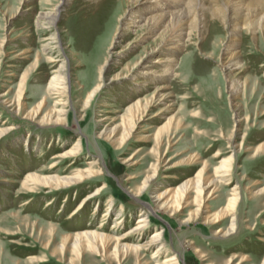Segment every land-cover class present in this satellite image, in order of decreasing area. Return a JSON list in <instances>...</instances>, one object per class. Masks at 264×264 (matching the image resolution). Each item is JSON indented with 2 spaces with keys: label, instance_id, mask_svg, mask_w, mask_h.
<instances>
[{
  "label": "rangeland",
  "instance_id": "1",
  "mask_svg": "<svg viewBox=\"0 0 264 264\" xmlns=\"http://www.w3.org/2000/svg\"><path fill=\"white\" fill-rule=\"evenodd\" d=\"M118 1L125 2L110 0L102 5L107 3L110 10L117 7ZM56 3V0H0V95L5 94L11 102L6 105L0 98L3 105L0 104V128L14 126L0 138V264H135L137 259L132 252L121 256L119 261L113 255L106 256L95 249H84L78 254L72 248L73 240H65L64 235L102 224L104 230H108L117 222L121 223L117 232L123 234L136 223L140 213H146L150 220L145 229L147 237L155 229L161 230L160 242L165 253L157 261L175 254L179 264H200L192 252V248L197 247L205 255L206 262L212 264H226L228 261L229 264H263L264 241H257L255 235L264 236V192L256 193L264 186V153H251L257 145L264 143V29H257L254 34L241 29L239 34L236 47L239 66L232 70V77L241 85L233 101L238 105V122L232 115L223 69L227 58L225 46L230 43V36L222 19L211 16L210 5L206 1L204 13L200 12L203 14L201 23L175 54L172 74L164 81L168 86L163 100L137 124L134 134L125 144H112L98 137L100 126L97 118L104 114L110 117L105 124L110 123V127L118 125L124 109L138 98L149 97L161 81L148 83L149 86L142 87L138 94L135 85L141 83L142 77L133 79L135 83L122 76L114 82L110 79L117 73L125 74L127 68L150 49L159 31L144 39L143 31L150 13L145 16L139 14L143 10L140 7L137 12L130 10L126 13V16L133 15L137 25L125 34L119 29L112 49L108 51L112 56L113 52L127 47L122 52V60L112 65L115 57L109 59L111 66L105 73L106 80L101 90L92 99L88 112L82 111L81 105L90 88L85 84L94 82L97 59L102 58L98 46L103 36L91 27L83 36H77L70 32L69 27L72 29L79 25L78 22L84 18L88 21L91 17L88 15L96 12L97 7L88 6L86 0H69L64 14L57 21L56 30L38 18L40 13L50 12ZM102 7L99 11L104 9ZM151 14L157 13L154 10ZM53 40L63 43L59 51ZM44 46L52 56L64 58L67 72L71 71L66 97L64 94L60 97L51 94L42 112L52 108L57 98L67 100L64 124L38 125L37 121L24 118L23 114L18 115L12 109L21 90L19 83L22 77L25 76L26 108H31L38 101L37 97L44 93L58 64L53 66L54 63L49 62ZM152 67L157 68V64ZM169 118L176 122L168 127ZM164 125L162 143L157 146L155 134ZM77 138L81 145L73 163L72 158L57 157ZM192 152L197 154V162L181 163ZM215 152L220 154L214 157ZM130 156L139 164L128 166L122 162ZM159 158L161 163L155 186H168L170 179L175 180L171 184L175 185L193 178L203 161H207L208 171L212 174L218 161L228 158L227 166L231 171L219 184L210 209L213 211L223 205L230 189L237 186L240 195L234 233L226 237L213 236L202 221L180 225L179 221L185 219L189 209L196 205L191 204L178 217L168 219L149 201L151 191L141 197L133 196L130 191L141 183ZM90 159L100 161L102 174L77 186L59 190L30 182L31 189L21 186L27 172L70 174L85 168ZM54 160H58L56 167L48 170ZM167 162L175 163V166L166 169ZM168 174L172 175L171 178ZM134 175L139 178H132ZM99 186L102 191L95 197V202L91 201L72 215L82 198ZM108 201L112 204L111 212L104 216ZM120 211L122 217L119 221ZM227 225L228 220H224L219 227ZM151 254V249L145 251L140 256V264L151 261L148 259ZM243 254H247L249 259L239 263Z\"/></svg>",
  "mask_w": 264,
  "mask_h": 264
},
{
  "label": "bare ground",
  "instance_id": "2",
  "mask_svg": "<svg viewBox=\"0 0 264 264\" xmlns=\"http://www.w3.org/2000/svg\"><path fill=\"white\" fill-rule=\"evenodd\" d=\"M108 1L86 0L87 5L92 6L93 9L94 7H97V11L88 15L91 16L88 21H86L87 18H84L79 22L77 21L79 25L73 26L72 29L69 27L70 32H73V34L77 36L79 34H82L83 36L85 32H89L90 27L93 28V31H100L99 36H103L100 45L98 46L101 48L98 50L100 53L99 56H102V58L100 57V59H97V73L94 82L85 84L86 87L90 88L87 90L86 97L80 110L88 112L87 109L92 99L101 90V87L106 80L105 73L109 71L111 66L109 64V59L111 57H115L112 65L122 60V56L124 55L122 52H124L127 47L113 52L112 56L108 53V51L112 49L113 40L119 29L123 34H125L131 31V27H135L137 25V21L133 15L130 16L129 14V16H126V13L130 12V10L136 11L139 7L143 9L142 12L139 11V14L142 13L145 16L150 13L146 18L147 23H145L146 27L143 31L144 35L142 37L144 39L151 38V36L155 35V32H159L154 37V40H152L150 49L146 50L141 56H139L135 63L133 62L134 64L131 67L127 66L128 68L125 74L117 73L112 76L110 81L114 82L122 76L127 77L134 82L133 79L137 76L142 77L140 81L141 83L135 85L136 90H139L137 91L138 94L142 87L149 86L148 83H152L153 81H161V83L159 82V84L156 85V88L149 97L146 96L144 98H138L131 105H128V107L124 109L125 111L121 116L120 123L118 125L110 127V123L105 124L110 117H107L104 114L99 116L97 118V125L100 126L98 137H102L112 144H125L134 134L137 124L144 120V117L148 115V113L152 110V107L156 106V104H160L161 100H163V96H165V89H167L168 86L164 81L167 79V76L172 74L173 71L171 67L172 63L176 60L175 54L184 46L185 42H187L195 27L197 28V26L201 23L203 14L200 12L203 11L204 13L206 1H208V4L210 5L209 12L211 16L222 19L230 36V43L225 46L224 54H226L225 57L227 58L223 64V69L227 81L229 97L231 99L230 101L232 102V115L236 117L237 122L239 121V119H237L238 105L233 104V101L237 98L241 88L239 81L232 77V70L237 69L239 66L236 47L240 39L239 34L241 29H247L253 34L257 29H264V0H124L126 4H124L125 2L121 3L118 1L117 7L114 9L110 7V10L107 3L106 6L102 5ZM56 2L57 3L53 6L50 12H42L39 14L38 18L43 24L49 25V27L52 26L58 30L57 21L64 14L65 6L69 0H56ZM101 7L104 9L99 11ZM154 10L157 13L155 15L151 14ZM197 11H199V14H197ZM52 38L56 39V37ZM53 41L56 43V48L59 51L61 47H63V43L59 40ZM105 48L107 51L106 54H104ZM101 50H103L102 54ZM44 52L46 53L49 62L52 64L54 63L53 66L58 63L56 68L54 67V72L45 87L44 93L39 96L40 98L37 97L38 101H36L31 108H26L24 105V76L21 78L19 83V88H21V90L16 99V105L12 109L18 115L23 114L24 118H28L33 122L37 121L38 125L64 124L67 120L65 117L67 111L65 109L67 106V100L57 98L52 108L46 110L44 113L42 112L44 111V105L47 103L48 98L51 97V94H55L57 97L64 94V97H66L65 92L71 71L67 72L69 70L66 68L64 58L59 59L57 56H52V52L46 46H44ZM59 54L61 55V53ZM160 54L162 55L159 56ZM71 60H73V58ZM153 64H157V68L154 69V66L152 67ZM0 98L6 105L11 103L8 101L5 94H1ZM174 121V118H169L167 126H173ZM177 123L178 124L176 126H180L179 121H177ZM165 128L166 125L159 127L156 131L155 140L157 142V146H160L162 143L161 136ZM13 129L14 126L11 125L0 128V138ZM167 133H169V129H167ZM169 137L170 136H168V138ZM80 145V140H75L68 150L58 153L57 157L72 158L73 163V159L77 154ZM257 151H262V153H264L263 142L255 147L251 155H255ZM219 154V152H215L214 157H217ZM231 156L232 155L229 156V159ZM229 159L223 158L219 160L214 166L212 174L208 171L207 161H203L200 163L202 165L201 168L197 171L193 178H188L175 185H171L175 180L170 179V185L168 186H161L160 184H158L160 186H155L156 184L154 181L161 163L159 158L158 162L153 164L152 168L144 175L141 183L130 192L133 196L141 197V195L151 191L149 201L153 204V207L157 212L167 215L168 219L178 217L180 213L191 204L196 205L194 208L189 209L187 217L179 221V224L182 225L188 224L189 222L202 221L208 227V230H210L213 236L226 237L234 233L236 227V205L240 195L237 190V186H233L230 189L229 197L226 202L213 211L210 209V202L215 200L214 194L218 191L219 184L225 180L224 178L228 176L231 171L227 166ZM197 160V154L192 152L187 155L181 163H194L197 162ZM122 162L128 164V166L139 164L135 160L131 159V156L124 158ZM57 163L58 160H54V162L47 169L52 170L56 167ZM86 164L87 166L85 168H79L75 172L64 175H58L55 173L39 174L37 172H27L21 181V186L31 189L33 187L28 184L30 182L34 185H41L47 189L51 188L59 190L61 188L65 189L66 187L74 185L77 186L84 183L87 179L90 180V178L102 174L99 160L90 159ZM165 165L166 169H169L173 168L175 163L171 164L167 162ZM171 176V174H168V177L171 178ZM132 178L139 177L134 175ZM101 186L96 187L91 192L87 193L77 204V207L73 210L72 215L93 201L95 197L101 193ZM262 192H264V186L256 191V193ZM191 193L193 195H191ZM94 205L96 206V204ZM111 205V202L106 203L103 214L104 216H107L109 212H111ZM121 217L122 215L120 211V216L117 219L120 221ZM136 220V223L123 234H118L117 231L120 228L121 223L117 222L110 229L107 228L108 230H104V225L102 224L101 226H97L92 229L84 228L74 233H67L64 235V239L73 240L71 242L72 248L76 250L78 254L82 253L84 249H95L100 250L102 252L101 254L106 256L113 255L118 258L119 261L121 256L123 257V255L132 252L135 254V258L137 259L135 264H140V256L145 251L151 249L152 254L148 259L152 260L149 262L146 260L144 264H179L177 263V255L175 254L164 256L163 260L157 261V258L161 254L165 253V249L163 247L164 245L160 242L161 230L155 229L152 232V235L147 237L145 229L149 226V217L146 213H140ZM224 220H228V225L225 228H220L219 224ZM255 236L257 241H264L263 235ZM192 252L196 255L200 264H212L208 261L206 262L205 255L197 247H193ZM248 259V255L243 254L239 263ZM229 262L230 261L226 264H229Z\"/></svg>",
  "mask_w": 264,
  "mask_h": 264
}]
</instances>
